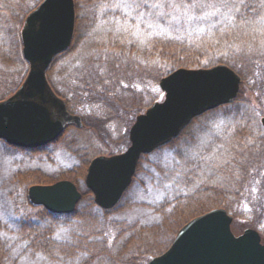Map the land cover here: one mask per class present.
<instances>
[{"label":"rangeland","instance_id":"1","mask_svg":"<svg viewBox=\"0 0 264 264\" xmlns=\"http://www.w3.org/2000/svg\"><path fill=\"white\" fill-rule=\"evenodd\" d=\"M32 1L34 0H27V4L31 5ZM146 1L147 7L138 0H107V3L101 6L89 8L82 0V5L77 10L78 30L75 29L72 48L61 53L51 66L50 75L56 87H64V74L67 72L63 70L65 64L73 61L72 65L78 67L86 63L88 54L98 49L101 45L100 39L108 31L122 38L123 35H127L129 39L141 36L143 43L160 35L192 41L200 38L205 31L203 27L207 29L206 25H221V31H228L231 41H219V46L216 43L208 45L210 48L221 49L231 46L232 49L227 50L228 55L248 63L249 67L245 69L241 83L244 86L243 96L236 102L234 100V105L220 107L215 110V115L205 118L201 123L203 126L197 128V137L193 141L192 136L187 135L192 142L189 140L182 144L165 145L159 152L153 153L156 149L150 152L153 153L150 157L153 164H150L149 158H144L143 169L125 192L118 207L108 213H103L97 205H91L90 201L94 196L87 187L85 178H82L76 183L85 196L78 202L77 211L73 216L39 220L27 216L33 215L34 210L39 208L27 202V190L34 184L33 180L41 177V174H52L56 180L68 178L66 175L70 168L78 163V156L65 146V142L69 141L73 134H79L73 129L74 125L67 130L68 133L63 136L62 141L49 143L44 145L43 149L37 148V151H24L0 139V218L10 224L6 230L11 232L6 233L11 238L13 249L12 257H9L6 264H12V259H16L18 264H72L81 258L75 255L73 247L77 237L87 236L88 240H91L96 236L91 237L90 231L93 228L98 229L97 231L105 230L107 238L113 241L121 229L120 225L134 223L137 224L135 229H140L142 226L159 222L164 213L170 212L178 202L186 206L195 200L204 201L205 198L211 197H220L219 200L223 197L230 206V209L225 208L233 216L232 227L235 232H241L246 226L256 222L257 226L250 227H256L264 241V126L261 121L264 116V0H252L248 6L245 5L247 10H250L245 18L252 16L254 19L249 18V24L245 22L246 26L243 25L239 29L237 28L242 20L233 15L236 12L231 1L198 0L197 3L191 4H187L185 0ZM2 7L5 6L3 0H0V9ZM21 26L19 21L14 24L16 30L21 29ZM210 35L218 41V35L214 32H210ZM0 36L3 38H0V47L7 46L9 36L7 37V33L1 28ZM11 40L14 41L13 38ZM215 52L220 53L216 49L213 54L207 56L217 59L221 54L216 56ZM145 56L143 60L148 57ZM95 57L98 58L96 53ZM253 57L261 61L259 71H254L250 60ZM15 65H18V62ZM0 66L3 69L11 68L2 57ZM127 82L125 81L122 87L128 86L125 85ZM137 82L134 93L139 97V106L126 114L122 113V117H116L113 108L108 106V100L88 101L78 91L73 94L68 108L83 117L86 124L80 131V142L94 152V156L108 154L105 152L109 150L107 140L99 134L100 130L106 129L105 133L109 130L114 141L121 139L126 132L128 147L130 127L138 113L144 112L153 99L161 100L165 97V91L160 87L159 81L147 77L137 79ZM67 85L73 88L76 86L74 82ZM100 119L106 124H98L97 120ZM90 124L98 125L93 127ZM247 149L253 151L250 161L245 158L243 160V156H237ZM254 152L259 158L258 161L253 159ZM261 161L263 172L259 177L256 175L252 179L243 174L242 169L233 167L241 164L246 170L251 164ZM248 181L251 183L250 187ZM240 187L243 195L237 193V188ZM196 189H199L198 196ZM219 202H210L212 205L208 210L224 207L217 205ZM89 206L97 215L93 222L78 215V212L90 209ZM233 214H237V219L234 220ZM25 218L26 226L25 223L22 224ZM165 222L169 224L170 221ZM26 228L28 230L25 237L17 234L21 233L20 229ZM129 229L131 230V227ZM127 234L130 232L127 231Z\"/></svg>","mask_w":264,"mask_h":264},{"label":"water","instance_id":"2","mask_svg":"<svg viewBox=\"0 0 264 264\" xmlns=\"http://www.w3.org/2000/svg\"><path fill=\"white\" fill-rule=\"evenodd\" d=\"M75 0H42L25 18L21 36L23 55L30 68L15 93L0 100V138L20 147L37 148L54 141L68 122L82 125L71 114L47 78L56 54L72 43ZM241 75L226 63L209 67L181 66L160 79L165 97L138 114L130 127V145L119 153L95 156L85 177L96 202L115 205L131 184L140 156L169 142L195 116L233 101L240 90ZM261 121L264 125V116ZM28 195L58 213L75 210L83 193L71 179L29 186ZM233 216L225 207H213L189 219L162 253L147 264H264L260 232L247 227L232 229Z\"/></svg>","mask_w":264,"mask_h":264},{"label":"trees","instance_id":"3","mask_svg":"<svg viewBox=\"0 0 264 264\" xmlns=\"http://www.w3.org/2000/svg\"><path fill=\"white\" fill-rule=\"evenodd\" d=\"M40 1L41 0H34L31 2V5H29L27 4V0H3V4L5 7H2L0 9V28L7 33V37L9 36V39L7 46L2 45L0 47V57H2L5 63L9 64L11 68L3 69V67L1 68L0 66V99L6 98L7 96L11 95L22 83L28 72L29 64H27V61L24 59L22 53L21 29L25 22V17L27 16V14ZM75 1L76 10H78L80 8V5H82V3L80 4L82 0ZM138 1H141L144 7H147L146 0ZM225 1L233 2L234 5L232 4V6L235 10L234 12H236L233 15L235 17H240L238 19L242 20L241 25H239L237 29H239L243 25L246 26L245 22L249 24V18L251 20L254 19L252 16L245 18L249 15L250 10H247V6L250 2H252V0H222V2ZM110 2H114V0H110ZM185 2L187 4H191L193 2L197 3L198 0H185ZM83 3H85L87 7L89 6L90 8V6L93 7L95 5L101 6L102 4L107 3V0H83ZM238 8L240 9L238 10ZM257 20L258 19H256V23ZM17 21L22 24L21 29L18 30H16L14 27V24ZM203 28L205 30L204 33L200 36L199 39L196 40L190 41V39H188L187 41H185L160 35L149 38L147 43L142 42L143 38L141 36H138L139 38L135 37L129 39L127 35L122 34V38L120 37V35L114 34L112 31H108L107 34H104V37L99 41V44H101L103 47L99 45L98 49L94 50V52L89 53L86 58V63L78 67L72 65L73 61H69L65 64L63 70L67 72L64 74L65 81H63L64 87L62 89L56 87L55 82L50 75L51 66L59 56L57 55L47 72L49 82L55 92L63 97L67 101V103H71V101L73 100V94L75 93V91H78L79 93H82L84 95V99H87L88 101L108 100V106L113 108V111H115L116 113V117L120 115L122 117L129 110L138 108L139 106L140 101H137L139 97L134 93L136 92V90L134 89L136 86L135 84H138L139 82H137V79H146L148 77L153 78L155 81H160L161 77L174 70L175 68L181 66L206 67L217 63L229 64L230 66L234 67L237 72H239L241 77H244V71L249 67V65L244 60H236L228 55L227 50L232 49L231 46H228L226 49H221L219 47L216 48L215 46V48L209 47L211 43L213 45L216 43V45L219 46L221 44L219 41L222 40L230 42L231 40L229 41L230 35L228 31L226 33H223L221 31V25H218L217 27L206 25L207 29H205V27ZM76 30H78L77 26ZM210 32H214L216 35H218V41H216L215 38L210 35ZM0 38L3 40L1 36ZM12 38L14 39V41L11 40ZM71 48L72 47H70L65 52L69 51ZM216 49L218 52H220L218 54H221L219 57H217V59L215 57L212 58V56H207L213 54L214 50ZM95 53L97 54L98 58L95 57ZM218 54L217 52H215L214 55L217 56ZM145 55H148V57L143 60V57H146ZM204 55L205 57H207L206 59H204L205 57H202ZM69 57L70 56H68V59ZM250 60L253 63L254 71H259L261 69L259 68L261 61L254 57ZM17 62L18 65H15ZM125 81H128L125 84L128 86L122 87ZM73 82L76 85L75 88L69 87L67 85L72 84ZM243 90L244 86L243 84H241L240 92L234 102H236L243 96ZM153 100H157V98ZM234 102H230L213 109L206 110L202 114L194 117L190 121V123L185 126L179 138H176L171 143H167L165 145L172 146L177 143L182 144V142H187L190 140L187 138V135H191V139L193 141L197 137V128L201 125L202 121H204L205 118L210 117L211 115H215V110H218V108L220 107L227 108L234 105ZM240 107L241 106H238V108ZM102 122L105 123L103 119L97 120L98 124H101ZM198 122H200V124H197ZM90 125H92L93 127L97 126L95 124ZM202 126L203 125H201V127ZM70 127L72 126L67 127L64 133L59 136L55 143L62 141L63 136L68 133L67 130ZM83 128L84 126L81 128L75 126V128L73 129L80 134V131ZM105 130H103L104 132L100 130L99 133L102 138H105L104 140H107L106 143H108L109 145V150L105 153H116L122 151L128 145L129 141L128 138L126 140V132L124 133V136L121 137V139H116L114 141L110 131L108 130V132L106 131L105 133ZM79 134H73L69 141L65 142V146H67L68 149H70L74 154L78 156V163L70 168L69 173L66 175L68 178L74 180L75 182L79 181L82 178H85L90 160L92 159V157H94L95 154L88 148L84 147L85 145L80 142L82 138H80L81 136H79ZM164 146L156 149L153 153L157 151L159 152L161 149H163ZM262 146L264 147L263 142ZM40 149H43V147ZM23 150L37 151L36 149L30 148H25ZM248 150L249 149L243 151L240 155L237 156H243V160L245 158L246 161H250L251 153L253 151ZM153 153H147L141 156L134 179L139 174V171L143 169L142 165L144 164V158H149L150 164H153V162L150 161V157L153 155ZM237 156H235L234 158H236ZM236 159L238 163V158ZM253 159H255V161H258L259 158L256 157V153ZM243 160L241 161L243 162ZM261 164L262 161L260 163L251 164L246 170L244 166H241V164L233 167H235V169H242L243 174H247L252 179L256 175L259 177V174L263 172V166ZM36 175L39 174H35V176ZM41 175V177L43 178L38 176L39 178L33 180V183H51L56 180L55 176L52 174ZM242 177L244 178V175ZM247 184L250 187L251 183L249 181L247 182ZM197 190L199 189H196L195 191ZM237 193L239 195H243L241 187L237 188ZM198 194L199 192L197 191L196 196H198ZM208 199L205 198L204 201L195 200L191 203H187L186 206L178 202L170 209V212L164 213L162 219L159 222L147 226H142V228L140 229H135L137 227V224L134 223H132L133 225L126 223L123 224V226L120 225L119 229H121L118 230V235H116L113 241H110V239L107 238L108 235L106 234L105 230L102 229L101 231H97L98 229L93 228V230L90 231V233L92 234L91 237L96 235L95 237L97 238L94 237L91 238V240H88L87 236L79 238L77 237L76 245H74L73 247L75 250V255L81 258L78 259L79 261L73 262L72 264H145L150 257L163 252L170 245L178 229L185 222H187L190 218L208 210V208H210L209 206L212 205L210 202L215 203L221 201L217 203V205L220 206L221 204V206L230 209V206H228L226 201L223 200V197L221 198V200H219L220 197H211V199ZM27 200V202L32 206L37 205L30 201L28 194ZM90 202L92 206L96 207L97 203L94 201V197H92ZM164 205L166 207V203ZM34 207L39 208L34 210L33 215L27 216L36 220L45 218H68L73 216L77 211L76 208L75 211L71 213L63 214L52 212L41 205H37ZM89 207L90 209H88L87 211H80L81 213L78 212V215L80 218H83L86 221L93 222L97 219V215L94 210H92L91 206ZM117 207L115 206L110 209L100 208L103 213H108L110 211H113ZM233 215L234 220L237 219V214ZM165 220H169V224L165 222ZM23 223H25V226L27 225L26 218L24 222L22 221V224ZM250 225L254 227L257 226V223L253 222ZM8 226H10V224L0 218V264H6V261H9V257H12L13 249L11 247V238L6 233L11 232L10 230H6ZM130 227L131 230L129 229ZM20 230L21 233L17 234L25 237L28 228ZM127 231H129L130 234H127ZM124 235L129 236L125 237ZM98 236H100V238ZM12 264H18L16 262V259H12Z\"/></svg>","mask_w":264,"mask_h":264},{"label":"bare ground","instance_id":"4","mask_svg":"<svg viewBox=\"0 0 264 264\" xmlns=\"http://www.w3.org/2000/svg\"><path fill=\"white\" fill-rule=\"evenodd\" d=\"M183 130H184V128L180 131V133H179L177 136H175L174 138H172V139L169 141V143H171L174 139L179 138ZM169 143H168V144H169Z\"/></svg>","mask_w":264,"mask_h":264},{"label":"flooded vegetation","instance_id":"5","mask_svg":"<svg viewBox=\"0 0 264 264\" xmlns=\"http://www.w3.org/2000/svg\"><path fill=\"white\" fill-rule=\"evenodd\" d=\"M81 119H82V121H83V117H81ZM71 123H73V122L71 121Z\"/></svg>","mask_w":264,"mask_h":264}]
</instances>
